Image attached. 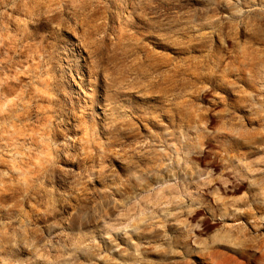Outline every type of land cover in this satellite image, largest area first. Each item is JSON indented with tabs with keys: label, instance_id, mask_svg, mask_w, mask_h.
<instances>
[{
	"label": "clouds",
	"instance_id": "9594fccd",
	"mask_svg": "<svg viewBox=\"0 0 264 264\" xmlns=\"http://www.w3.org/2000/svg\"><path fill=\"white\" fill-rule=\"evenodd\" d=\"M142 6L150 7L152 14L144 15ZM79 7L77 0H0V23L13 21L10 10L25 16L13 31L6 23L0 30V95L11 94L20 85L21 76L39 79L46 75L47 67L42 72L41 62L46 66L55 61L61 87L67 90L64 98L70 115L74 102L77 110L83 106L87 112L82 115L93 123L99 136L107 137L110 96L117 93L109 90L102 77L96 82L88 54L73 35ZM103 7L114 25L135 29L147 43L177 57L192 52L172 47L173 24L183 25L175 31L190 27L208 37L207 52L214 59L193 96L206 93L210 106L201 105L203 115L193 121L189 113L163 97H123L131 103L120 102L138 113L141 125L157 128L166 137L164 143L174 142L168 143L167 152L160 149L162 156L156 163L142 167L145 162L139 158L121 160L106 153L101 141L97 145L99 163L93 160L87 175L89 181L95 179L103 186L102 193L95 185L93 191L106 194L104 200L89 199L83 186L74 188L73 178H78V168L83 170L84 158L72 136H63L59 161L46 177L32 184L23 177L10 180V186L0 191V264H42L49 257L37 255L36 241L40 240L45 251L54 249L44 232L61 235L66 229L91 225L98 206L113 210L112 217L106 219L122 223L117 214L122 202L131 199L128 193L147 191L150 180L163 181L164 176L168 178V200L149 208L152 227L148 230L162 236L166 246L155 243L154 236L144 241L143 254L141 246L130 252L114 238L121 229L106 223L104 227L111 229L106 237L110 251L120 256L113 264H151L145 257L153 252L158 253L153 258L156 264H206L203 254L217 247L238 257L235 264H264V129L256 134L258 139L243 140L225 135L216 125L225 117L232 122L239 107L237 95L250 105L246 113L250 120L264 119V0H106ZM246 50L259 53L258 59H247ZM25 64L28 69L21 71ZM218 107L221 111L215 110ZM253 109L257 115L252 114ZM208 113L216 122L209 123ZM152 135L158 139L156 133ZM12 171L20 169L13 167ZM44 179L51 188L44 186ZM29 189L41 199L30 196ZM116 195L121 200H116ZM26 201L28 210L24 209ZM140 202L148 206L146 200ZM255 237L260 238L258 245L251 243ZM92 243L99 247L96 241ZM71 248L79 251L75 244ZM75 254L58 253L49 264H97L91 259L94 250L83 252L82 260H72Z\"/></svg>",
	"mask_w": 264,
	"mask_h": 264
},
{
	"label": "rangeland",
	"instance_id": "374dc122",
	"mask_svg": "<svg viewBox=\"0 0 264 264\" xmlns=\"http://www.w3.org/2000/svg\"><path fill=\"white\" fill-rule=\"evenodd\" d=\"M152 2L155 3L156 0H152ZM77 3L80 5L79 9L81 13L77 15L78 24L73 25V35L80 41V46L83 51L88 54V66L92 75L98 79L102 77L109 90L110 79L112 77L110 75V68L114 67L124 70L128 67H132L137 69L141 62H139L140 54H138L135 49L140 45H144L150 50L154 58L161 62L168 61L167 63H169V66L163 69L167 70L166 72L171 70L169 74L175 75V80L173 82L175 87L173 91L175 99L170 101L165 98L169 103L175 104L178 110L189 113L193 121L202 114L199 110L201 105H203L204 108L210 106V100L207 99V96L206 99L192 102L194 99L192 96L194 90H197V87L200 86V81L205 79L203 73L207 71L214 59V57L207 52L208 37L205 36L207 43L204 47L190 50L192 52L191 56L177 57L171 52H165L153 47L151 44L147 43L135 29L121 27L119 24L114 25L111 15L107 13L106 9L103 7L106 0H77ZM79 9H77V12ZM141 11L146 16L152 14L150 7L142 6ZM9 15L14 18L13 21L4 20L0 23V30H2L3 23H6L8 24L9 31H13L18 22L25 19L23 13H18L15 10H10ZM194 23H196V21H194ZM121 28L125 30V35L119 38L118 31ZM202 31H207V29H203ZM189 34L194 35V37L199 36L198 32L192 30L190 27ZM174 38L181 40L177 32ZM214 39L213 37V40ZM172 47L179 49L175 44H172ZM125 49L129 52L123 59H120L119 55ZM214 50L215 45H213V51ZM116 54H118L117 56H119V59L116 58ZM39 55L42 56L43 53L41 52ZM258 57L259 53L246 50L247 59L256 60ZM30 63L31 61H29V64ZM28 67L29 65L25 64L21 71L28 69ZM45 67H47V73L46 75H40L39 79L27 75L21 76L20 85L15 86L18 88L17 91L8 96V99H17L18 93H22L23 102L27 105H31V108L35 110H33L34 113L31 118L18 121L16 125L11 119L0 121V191H3L4 186L9 185L10 180L15 181L23 177L24 180L28 178V180H26L28 184H32L33 181H39L41 178L46 177L52 167L59 161L58 153L62 149V137L68 136V133L75 137V143L78 145V150L84 158V163L82 165L83 170L80 168L76 170L79 176L78 178H73V186L77 190L81 189L82 186L86 188L89 194L88 198L93 201L107 198L106 194L101 195L98 194L97 191H93V185H95V188L102 193L103 186L95 179L89 181L87 175L90 174L89 164H91L93 160L99 163L97 145H99L101 141H104L106 153L120 156L121 160H135L139 158L145 163H153L154 160L162 156L160 149H163L164 152L168 151V147L165 145L166 143L154 140L155 137H153L152 133L159 134L160 131L157 128H153L151 125L147 127L141 125L139 119H137L138 113H135L134 110L120 102V100L124 101L123 97L141 96L143 98H149V95L155 96L156 94L153 93L154 95H152L148 93V91L142 89L134 90L122 87V94L117 93L116 95V100H118L117 114H115L117 117L115 120L116 122H114L110 103L108 105V121L111 127L108 128L107 137L99 136L98 130H95L93 123L86 118V115H82V113L86 114L87 112V109L83 106H81L80 110H77L74 102L71 113L76 115V119L68 120V117L64 115L67 111L65 108L66 100L64 96L61 97L60 90L64 92H67V90L61 87L56 62L49 61L46 66L41 62L42 72ZM131 74L135 75V72H131ZM116 76L120 75L117 74ZM197 78L200 79V81L196 80ZM229 78L231 79V77ZM97 83H99V80H97ZM237 83H239V81H237ZM75 87L76 85H73V89H75ZM241 88L247 90L243 85H241ZM186 92L189 95L186 96ZM45 96L60 98V102L50 103L44 99ZM7 100L5 102H7ZM124 102L131 103V101ZM236 102L239 107L238 110L234 111V119L231 123L228 122L227 117L216 122V118L211 117V113H208L211 118L209 123L216 122L218 127L224 129L225 135L234 136L243 140L252 139L256 137L257 133L264 129V119H249L246 113L250 105L247 104L246 98L242 95H237ZM198 104L199 107H197ZM37 106H39L38 115L36 114ZM54 109L56 111H54ZM215 110L221 111L219 107ZM229 111H231V109H229ZM252 114L257 115L255 109H253ZM58 115L63 116L62 119L58 118ZM49 118L53 121L52 124L48 123ZM79 120L88 123V130H85L86 128L83 127V125H76L79 124ZM25 123H28V125L23 126ZM68 126H70V129H68ZM149 129H151V131H149ZM43 132H47V134H42ZM43 138L44 141H42ZM256 138L258 139L259 137ZM112 141H115V145H113ZM135 141H140L139 150L136 147ZM169 142L173 143L174 141ZM37 143L50 144V150H43ZM49 152H52V154H49ZM133 153L135 155H133ZM4 161H7V163ZM196 162L200 163L199 160ZM40 163L45 165V167L42 166L43 169L41 167L37 172L34 171V168ZM33 165H35V167H33ZM150 166L151 165H142V167ZM200 166L204 167L203 164ZM13 167L19 168L20 172L14 173L12 171ZM5 173H7V176H5ZM159 174L163 175L162 169ZM43 183L45 187H52L47 179H44ZM149 183L152 185L147 191L128 193L131 199L127 203L122 202L123 206L117 214L119 219L123 221L122 223L106 219V217H112L113 210L103 205L93 210L95 218L91 225L77 227L72 231L66 229L61 235H57L55 232L49 235L48 232H44V237L51 241L54 249L45 251V248L40 244V240L38 239L36 241V247L38 249L37 255L49 257L48 260H43L42 264H49V260L52 256L58 253L70 255L74 251L76 254L72 256V260H82L84 259L82 253L91 250H94L96 253L91 256V259L96 261L97 264H113L114 261L120 259V256L118 253L110 251V243L107 241L106 237L111 232V229L104 227L106 223H111L113 228L121 229V232L114 236V238H118L119 245L130 252L133 251L135 247H128L125 242L131 238L135 241V245L141 246V251L144 241L154 236L156 237L155 243L166 246L167 242L163 240L162 236H156L154 232L148 229L152 227L149 223V208L152 205L159 204L161 200H168V188L166 187L168 178L164 176L161 182H153L150 180ZM29 192L30 196L35 195L36 199H41L38 193L31 191V189H29ZM115 199L121 200V197L116 195ZM141 199L147 201V207L145 203L140 202ZM29 208L30 204L27 201L24 202V209L28 210ZM141 221L144 223H141ZM139 233H142V236L138 240ZM168 235L171 236L170 231H168ZM93 241H96L99 246L98 248L92 243ZM136 242H138V244H136ZM259 242L260 238L255 237L251 243L253 245H258ZM72 244L77 245L79 251L71 248ZM157 254L158 253L153 252L148 257H145V259L149 260L151 264H156L153 258ZM101 256L104 257V259H99ZM202 259L206 261V264H235V260L239 258H234V254L226 248L217 247L214 250L204 253Z\"/></svg>",
	"mask_w": 264,
	"mask_h": 264
},
{
	"label": "bare ground",
	"instance_id": "6f19581e",
	"mask_svg": "<svg viewBox=\"0 0 264 264\" xmlns=\"http://www.w3.org/2000/svg\"><path fill=\"white\" fill-rule=\"evenodd\" d=\"M81 13L80 9L78 11V14ZM194 22V21H193ZM183 27V25L179 24V23H175L172 25L173 31L176 33L177 35L181 38V40H177L176 38L173 37L172 40V44H175L176 46H178L177 48H179L180 50H195L197 48L200 47H204L207 43V39L205 36H201L200 33L198 32L199 36L198 37H194V35L189 34V27H185L183 31H175L178 28ZM124 31L123 28H121L118 32L119 35L118 37L121 38L122 36H124ZM196 41H199V43H197ZM137 51L138 54H140V59L139 62H141L140 66L137 69L134 68H130L128 67L127 69H121V68H114L111 67L110 68V75L111 77V82H110V91L114 90L116 93L118 94H122L123 92V88H129V89H142V90H146L148 91V93L154 95L155 96H160L163 98H166L167 100L173 101L175 99L174 97V80H175V75H170L169 72H171V70H169V72H166L167 70H164L163 68L168 67L169 63H167L168 61H164L161 62L159 60H157L156 58H154L152 56V53L150 52V50L148 48H146L144 45H140L138 48L135 49ZM128 50L125 49L120 53V59H123L127 54H128ZM118 54H116L117 56ZM115 56V57H116ZM119 56H117L116 58L119 59ZM115 59V60H118ZM123 62V60H122ZM148 62V63H147ZM131 72H135V75L131 74ZM120 75V76H116V75ZM97 80H99L97 78ZM96 80V82H97ZM198 81H200V79H196ZM56 82V81H55ZM13 84L15 85V82H13ZM56 88V86H55ZM200 88V86L197 87V90ZM18 88L14 87V90L11 92V94H13L14 92L17 91ZM154 93V94H153ZM11 94L8 93H4L2 95H0V121L1 120H5L7 121L8 119L13 120L14 124L16 125L18 121H23V120H28V118H31L33 116V110L31 108V105H27L25 102H23V94L22 93H18L17 95V99L13 98V99H8V96H10ZM60 94L61 97L64 96V94H66V92H64L63 90H60ZM193 96V95H192ZM207 94L206 93H201L199 96H193L194 99L192 100V102L200 100V99H206ZM153 96L149 95V98H151ZM192 97V98H193ZM8 99V100H7ZM45 100H47L50 103H55V102H60V98H54L52 96H45L44 97ZM7 100V102H5ZM110 100H112L113 102L111 103V108L113 111V118H114V122H116L115 120L117 119L116 115L117 114V109H118V100H116V96H110ZM21 107V109H20ZM199 107V104L198 106ZM39 106H37L36 109V114L38 115L39 113ZM67 111L64 113L65 116L68 117V120L70 119H76V115L72 114L70 115L69 113V108L67 106V102H66V107ZM22 110V111H20ZM54 111H56L54 109ZM203 114H200V117ZM63 116L58 115V118L62 119ZM67 121V120H66ZM48 123L52 124L53 121L49 118L48 119ZM69 123V121H68ZM28 125V123H25L23 126ZM79 126L85 127V130H88V123L87 122H81V120H79V124H76ZM68 129H70V126H68ZM42 134H47V132H43ZM67 135H71L70 133H68ZM72 139L74 142L75 141V137L73 135ZM158 139L155 137L154 140L159 141V142H164L166 140V137L164 136L163 133H159L157 134ZM42 141H44V138L42 139ZM113 145H115V141H112ZM136 142V147L137 149L139 148V143L140 141H135ZM168 143H170L169 141L165 144L166 147H168ZM38 146H41V148L44 149H49L50 150V144H44V143H37ZM117 149V148H116ZM139 150V149H138ZM137 150V151H138ZM117 153V152H116ZM49 154H52V152H49ZM142 158V156H141ZM142 160V159H141ZM157 160H154L153 163H156ZM42 163V162H41ZM38 164L37 167L34 168V171H38L41 169L42 166L45 167V165L43 164ZM152 162H148V163H144L145 165H152ZM43 169V167H42ZM27 177V175H26ZM26 180H28V178H26ZM161 182V181H158ZM150 186L152 185L151 183H149ZM142 233L138 234V240L141 238ZM132 238L127 240L125 243L128 247H137L138 245H133L132 244ZM136 244H138V242H136Z\"/></svg>",
	"mask_w": 264,
	"mask_h": 264
}]
</instances>
